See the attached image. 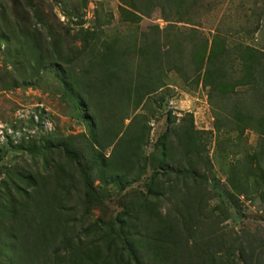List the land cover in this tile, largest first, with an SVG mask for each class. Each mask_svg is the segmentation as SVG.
<instances>
[{
    "label": "rangeland",
    "instance_id": "1",
    "mask_svg": "<svg viewBox=\"0 0 264 264\" xmlns=\"http://www.w3.org/2000/svg\"><path fill=\"white\" fill-rule=\"evenodd\" d=\"M40 6L52 48L38 24L40 49L0 38V264H197V245L232 264L264 243L253 93L197 74L215 35L264 50V0H168L137 20L123 0ZM137 72L157 90L135 103L120 79Z\"/></svg>",
    "mask_w": 264,
    "mask_h": 264
},
{
    "label": "trees",
    "instance_id": "2",
    "mask_svg": "<svg viewBox=\"0 0 264 264\" xmlns=\"http://www.w3.org/2000/svg\"><path fill=\"white\" fill-rule=\"evenodd\" d=\"M52 1L58 2V0ZM166 1L168 0H123L132 10V12H124L137 20L140 16L146 15L147 9L160 7L161 3ZM181 1L182 0H178V2ZM6 3L8 4L6 6L0 4V21H2L3 25H1L5 31L0 33V38L2 40L8 43L10 41H19L21 37L23 39L27 38L26 40L31 42L33 49H40V46L36 42L40 36L39 29L34 27L35 24H38L39 28L44 29L45 38L48 40L50 48H52V40L54 41V37L57 34L54 33L53 26L49 22L47 15L44 14L41 9L40 3H42V0H6ZM29 25H32V29L31 27L29 29ZM74 39L76 40L78 38ZM146 48L147 46L142 44L137 47L139 56L141 51ZM228 49H231L232 52L230 53ZM234 53H237V55H232ZM235 61L238 66V75L236 77L232 76L235 72L232 68L233 62ZM52 66L55 67V69H59V66L57 67L55 64H52ZM226 66L230 68V71L225 69ZM201 69V81L204 85L211 87V90L219 86L222 89L225 87L230 91L233 90L232 92H237L236 89H239L238 91L242 93L248 91L253 93L251 108L254 109V106H256L260 110L261 115L257 116L256 119L255 117L253 118V111L250 108V111L246 113V117L249 121H256V125L259 129L258 131L263 135L261 146L264 149V50L256 49L248 45H231L228 44L225 39L215 35L211 38L209 43L204 64L202 63L201 57L200 61L198 60L197 62V74H199ZM145 73L146 72L140 74L137 72L135 78L136 82L133 84V87L131 86L132 84H130V79H120V81L124 82L122 91L126 94L127 100L138 103L143 97L157 90V87H153L147 82L148 79ZM111 76H113L111 72L106 73L104 75V81H107ZM223 95L225 96V94ZM73 98L76 100L79 109L84 111L83 117L85 120L91 123V117L86 114L87 106L85 102L77 96ZM262 155L264 156V153H262ZM200 177H202L201 174L197 172V195H200L205 190L203 183L199 181ZM115 178L117 179V177ZM227 199L230 203L235 205V198L232 193L227 194ZM261 251H264V243L258 244L255 247H246V249L239 247L238 263L232 264H260L259 254ZM204 256L201 246L197 245V264L206 263Z\"/></svg>",
    "mask_w": 264,
    "mask_h": 264
}]
</instances>
